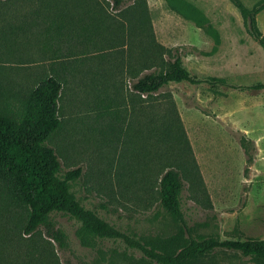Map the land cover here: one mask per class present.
<instances>
[{"label":"rangeland","instance_id":"obj_1","mask_svg":"<svg viewBox=\"0 0 264 264\" xmlns=\"http://www.w3.org/2000/svg\"><path fill=\"white\" fill-rule=\"evenodd\" d=\"M146 1L157 41L170 49L179 48L184 66L200 82H171L150 102L151 98L141 97L133 89L129 78L125 62L132 55L130 43H106L96 50L92 46L83 67L85 73L73 75L64 92L63 125L50 141L63 164L60 176L81 169V176L70 181L72 192L84 206L136 238L154 244L187 237L180 222L158 203L147 204L141 184L132 183L141 179V170L156 181L175 164L172 155L180 153L174 152L173 144L167 150L166 141L161 149L168 151L169 157L165 162L161 157L156 160L164 165L146 164L147 155L156 154L160 146L156 137L153 144L144 142L145 120L154 118L152 127L162 119L180 120L202 177L201 184L195 185L199 186L196 192L185 181L181 194L191 233L222 241L264 240V48L230 0H187L219 31L220 42L171 11L165 0ZM244 1L252 7L260 0ZM134 2L129 0L126 7H136ZM39 6L33 3L35 13L27 19L0 14L2 113L21 114L30 91L49 70L50 53L44 48L51 45L50 28L57 27L62 18L61 7L36 14ZM110 11L114 31L129 29L130 23L136 31L142 29L140 9L124 14ZM41 14L48 17L46 21L41 20ZM257 20L264 33V8ZM135 41L139 47L141 42ZM102 71L111 79L109 83H114L107 89L97 84L96 77H103ZM100 98L111 104L110 112L100 106ZM126 161L131 163L132 175L124 168ZM4 203L0 184V209ZM50 218L67 235L66 250L55 244L63 264H157L120 240L80 236L81 224L67 214L54 213ZM192 264L259 263L233 251L218 250Z\"/></svg>","mask_w":264,"mask_h":264},{"label":"trees","instance_id":"obj_2","mask_svg":"<svg viewBox=\"0 0 264 264\" xmlns=\"http://www.w3.org/2000/svg\"><path fill=\"white\" fill-rule=\"evenodd\" d=\"M128 1L0 0V9L3 8L0 14L15 19L19 16L30 18L33 3L41 5V11L35 9L36 14L43 13V10L51 12L60 6L59 13L62 15L57 27L53 25L50 28L53 36L49 39V49L47 46L44 48L50 53L49 70L30 91L23 112H0V184L5 192V203L0 209V264H63L55 244L60 250H66L67 235L51 220L54 213L67 214L76 219L81 224L78 233L82 237L120 240L128 248L140 251L149 261L157 264H192L218 250L233 251L264 264L262 239L222 241L215 237L197 238L188 228L181 194L185 181L196 192L195 187L199 186L195 185L201 184L202 177L180 120L162 119L158 126L155 124L153 127L152 124L156 122L154 118L145 120L144 142L153 144L156 137L160 146L159 149L156 143L158 150L156 154L147 155L146 164L156 166L160 162H156L157 157H161L164 162L167 160L168 151L164 153L161 149V144L166 141L167 150L173 144L176 146L174 152L179 150L180 153L172 155L175 164L168 166L162 174L159 173L156 181L151 174L141 170V179L132 183L141 184L147 195V204L158 203L180 222L187 237H173L154 244L136 238L112 225L97 211L84 206L72 192L70 181L81 176V169L69 170L64 177L60 176L63 164L50 141L63 125L61 100L64 92L73 75L85 73L83 67L92 46L96 50L103 48L106 43H130L132 55L125 62L129 78L133 89L141 97L151 98L150 102L156 100L153 98L155 94L171 82H200L184 66L179 48L170 49L157 41L148 16L147 1L134 0L136 7L132 8L126 7ZM165 1L171 11L194 22L216 42H220L219 31L193 3L187 0ZM230 1L239 9L250 32L264 48V33L257 20V15L264 8V0L252 7L244 0ZM111 9L122 14L140 9L142 29L136 31L130 23L129 29L114 31L116 25L110 16ZM40 18L46 21L48 17L41 14ZM134 38L141 42L139 47ZM105 72L102 71L103 77L99 75L96 80L98 86L103 85L107 89L114 83H109L110 78L105 77L108 76ZM99 102L110 112L111 104L108 101L100 98ZM136 106L140 109L137 102ZM248 162L252 163L253 159L249 157ZM159 165L162 167L164 163L161 161ZM130 167L131 163L126 161L124 168L129 174Z\"/></svg>","mask_w":264,"mask_h":264}]
</instances>
